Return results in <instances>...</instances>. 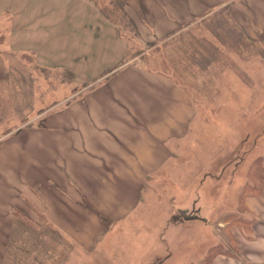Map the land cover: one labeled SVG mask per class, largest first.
Listing matches in <instances>:
<instances>
[{"label":"rangeland","instance_id":"1","mask_svg":"<svg viewBox=\"0 0 264 264\" xmlns=\"http://www.w3.org/2000/svg\"><path fill=\"white\" fill-rule=\"evenodd\" d=\"M84 1L117 28L86 22ZM243 1L233 19L218 17L214 32L228 45L189 30L217 64L198 72L186 67L194 55L178 58L176 36L150 49L139 40L126 10L138 0H0V264H207L231 256L232 241L241 264H264L254 254L264 251V0ZM120 41L126 63L178 82L191 119L170 120L168 132L189 133L165 149L109 163L116 154L75 144L83 130L106 128L83 116L105 112L110 90L91 92L115 67L82 79L111 62ZM125 122L136 126L131 115ZM125 122L117 113L107 129Z\"/></svg>","mask_w":264,"mask_h":264},{"label":"crops","instance_id":"2","mask_svg":"<svg viewBox=\"0 0 264 264\" xmlns=\"http://www.w3.org/2000/svg\"><path fill=\"white\" fill-rule=\"evenodd\" d=\"M212 1L215 0H138L139 8L130 3L126 5V10L131 17L130 23L134 25L133 31L146 48L150 49L158 41L176 36L178 40V58L181 60L184 59V65L194 55L195 61L191 62L188 60L186 67H198L196 71L207 72L211 71V67L217 66V64H213L211 54L206 51L202 43H198V39L189 30L201 31L202 39L205 38L204 40L210 42L212 38L213 45H228L227 38L221 39L219 43V35L214 32V30L217 31L215 26L218 23V17L226 13L230 14L233 19L234 8H244L243 0ZM80 5L85 15L87 12L89 14V19L86 18V22L92 23L93 20H97L96 24L98 25L109 26L113 31L117 28L115 23H111L110 15L103 11V7L99 3L84 1ZM91 14L94 15L91 17ZM164 17L166 19V25H168L167 27L164 26ZM238 20L242 24L247 23L243 13L237 18ZM100 33L102 32L100 31L98 33V39L101 36ZM106 36L108 34L103 33L102 38H106ZM111 38L119 41L113 35H111ZM119 43L122 44L120 50H116L115 57L111 58V62L107 60L98 67L92 68L93 70L87 71L82 79V81L88 80L107 68L115 67L108 79L100 84L95 89V92H91V96L93 93H96L98 99H102L104 96L101 93L102 90H110L105 100L107 102L105 112L99 111L83 116L84 120L104 123L106 128H103L104 130H101L99 133L91 129L83 130L80 143L76 142L75 144L81 145L82 147H88L89 145L92 147L90 149L91 151H94L93 148L98 147L97 151L101 150L106 153L116 154L115 160L108 161L109 163H115L120 153L146 154L159 152L165 149L167 145H170L173 138L180 139L189 133L187 128L185 130L178 128V131L174 134L167 130V127H170V120L177 119L176 122H179L180 120L186 119L188 112H190L186 93H183L178 82L170 76L163 75L167 73L166 71L148 65L143 66L136 59L126 63L123 60V56L128 54L127 47L121 41ZM230 44H232V41H230ZM121 61L122 63H120ZM119 63L120 65H118ZM221 66L224 67L221 70L222 72L233 71V69H228L226 64H222ZM139 88L148 89L149 91L139 96L137 91ZM86 100L87 97L85 98ZM93 103L94 100L90 97L89 105ZM179 106L180 108L176 109ZM117 113L120 114L122 122H125V119H129L131 115L136 122V126L126 128L128 126L125 122L124 125L120 124L117 127L118 129H107L109 127L108 125L112 124ZM182 115L184 116L182 117ZM137 119L139 122L143 120L142 125L138 126ZM190 119L191 116L187 118L188 121ZM153 122H156V124H153ZM69 150L71 152L74 151L73 149ZM143 157H146V155ZM140 161L142 163L141 159ZM138 166L144 167L143 164ZM146 168L148 167L146 166ZM262 196L264 199V193L259 197L261 198ZM247 203L249 206H252L249 204L250 202ZM262 206V212H259L258 215L263 214L264 216V203H262ZM263 218L259 219L258 224L255 223L256 233L257 231L261 234L264 233ZM261 243L264 245L262 241ZM254 254L264 257V251ZM258 259L261 258L258 257ZM207 264H241V262L224 253H216Z\"/></svg>","mask_w":264,"mask_h":264},{"label":"trees","instance_id":"3","mask_svg":"<svg viewBox=\"0 0 264 264\" xmlns=\"http://www.w3.org/2000/svg\"><path fill=\"white\" fill-rule=\"evenodd\" d=\"M244 222H246V223H248L249 221H244V220H242V219H240V226H241V228H245V229H247V231H251L250 230V228L248 229V225H244ZM250 225V224H249ZM252 226H253V224H252ZM232 245H233V252H232V254H231V256H233L234 254H235V251L237 250V248L235 247V245L233 244V241H232ZM218 253V252H217ZM219 253H221V252H219ZM224 253H226L227 254V256L229 255L228 254V251H224ZM230 256V255H229Z\"/></svg>","mask_w":264,"mask_h":264},{"label":"water","instance_id":"4","mask_svg":"<svg viewBox=\"0 0 264 264\" xmlns=\"http://www.w3.org/2000/svg\"><path fill=\"white\" fill-rule=\"evenodd\" d=\"M181 214H182V215L184 216V218H186V219H192V217L197 218V216H189V215L185 214V213L182 212V211H181Z\"/></svg>","mask_w":264,"mask_h":264}]
</instances>
